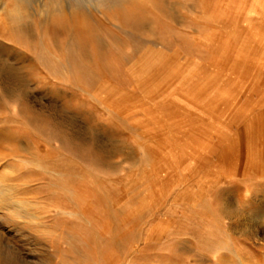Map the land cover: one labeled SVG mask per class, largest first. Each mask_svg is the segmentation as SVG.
<instances>
[{"label":"rangeland","instance_id":"1","mask_svg":"<svg viewBox=\"0 0 264 264\" xmlns=\"http://www.w3.org/2000/svg\"><path fill=\"white\" fill-rule=\"evenodd\" d=\"M0 264H264V0H0Z\"/></svg>","mask_w":264,"mask_h":264},{"label":"clouds","instance_id":"2","mask_svg":"<svg viewBox=\"0 0 264 264\" xmlns=\"http://www.w3.org/2000/svg\"><path fill=\"white\" fill-rule=\"evenodd\" d=\"M99 10H100V8L98 7V8H97V11H99Z\"/></svg>","mask_w":264,"mask_h":264},{"label":"bare ground","instance_id":"3","mask_svg":"<svg viewBox=\"0 0 264 264\" xmlns=\"http://www.w3.org/2000/svg\"><path fill=\"white\" fill-rule=\"evenodd\" d=\"M23 1H28V0H23ZM44 3V2H43ZM4 6V5H3Z\"/></svg>","mask_w":264,"mask_h":264}]
</instances>
